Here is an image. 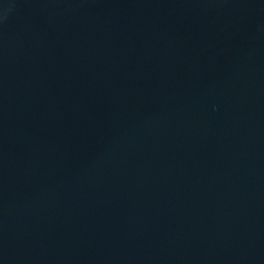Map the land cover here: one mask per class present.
<instances>
[{"label": "water", "instance_id": "95a60500", "mask_svg": "<svg viewBox=\"0 0 264 264\" xmlns=\"http://www.w3.org/2000/svg\"><path fill=\"white\" fill-rule=\"evenodd\" d=\"M0 264H264V0H0Z\"/></svg>", "mask_w": 264, "mask_h": 264}]
</instances>
